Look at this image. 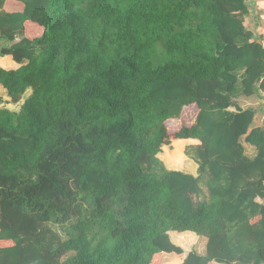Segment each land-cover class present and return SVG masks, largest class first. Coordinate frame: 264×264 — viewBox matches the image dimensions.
<instances>
[{"label": "trees", "instance_id": "1", "mask_svg": "<svg viewBox=\"0 0 264 264\" xmlns=\"http://www.w3.org/2000/svg\"><path fill=\"white\" fill-rule=\"evenodd\" d=\"M252 11L0 0V58L15 65L0 85L17 107L0 109V264H264V106L237 102L264 93ZM182 140L198 141V177L160 160ZM170 233L205 238V253Z\"/></svg>", "mask_w": 264, "mask_h": 264}, {"label": "rangeland", "instance_id": "2", "mask_svg": "<svg viewBox=\"0 0 264 264\" xmlns=\"http://www.w3.org/2000/svg\"><path fill=\"white\" fill-rule=\"evenodd\" d=\"M241 99H244L243 97L239 98V100L237 99V101L240 102L241 106L243 108H254V109H258V106L256 104H259L258 101H242ZM255 103V104H254ZM17 109V107H15ZM233 111V109H231ZM244 145L247 147V144L244 143ZM193 146H195L193 143H191L190 141H173L171 148H167L165 147L163 149V153L160 156V160L164 163V165L166 166L167 169L169 170H176V171H181L183 173H187V174H192L195 177H198V165L191 160L188 156L192 154V149ZM176 150H178L177 154H175ZM250 150H246L247 155L252 156L251 155ZM174 155H178L182 158V160L184 161V164L181 165L179 161L176 160ZM169 161H173V163H169ZM200 187L203 190V193L206 192V188H205V182L201 181L200 182ZM204 195V194H203ZM190 234V235H188ZM187 235L183 234H179V233H172L170 234V238L171 240L178 246L182 247V249H184L185 253L189 252V251H196L200 254H204L205 253V248H206V239L205 238H199V237H195L196 235L193 233H188ZM182 259L177 260L176 262H174L173 264H181Z\"/></svg>", "mask_w": 264, "mask_h": 264}, {"label": "crops", "instance_id": "3", "mask_svg": "<svg viewBox=\"0 0 264 264\" xmlns=\"http://www.w3.org/2000/svg\"><path fill=\"white\" fill-rule=\"evenodd\" d=\"M250 3L252 4V9H253L252 14L253 15H251V17H249V26L255 27L256 25H259V26L264 27V0H250ZM0 66L7 69V68H14L15 65L8 57H5V58H0ZM243 98L244 99H241L242 101H244V100L245 101L254 100L255 102L258 101L259 104H256L258 106V108L261 106H264V93L263 92H260L258 96L243 97ZM237 102H238L239 106H241L240 102L239 101H237ZM15 107H16V105L10 103V98L8 97V95L6 93V90L0 85V109L7 108L10 110H16ZM263 118H264V115H262L259 118L260 121L263 120ZM182 141H190L194 145L198 144V141H193V140H182ZM244 147H245V154L246 155H247L246 150L253 151V152H251L252 156L247 155L248 157H250V158L255 157L256 152L253 148H251L249 145H247V147L244 145ZM170 234H172V233H170ZM174 234H176V233H174ZM184 234L187 235L188 233H184ZM181 235H183V234H181ZM188 235H190V234H188Z\"/></svg>", "mask_w": 264, "mask_h": 264}]
</instances>
